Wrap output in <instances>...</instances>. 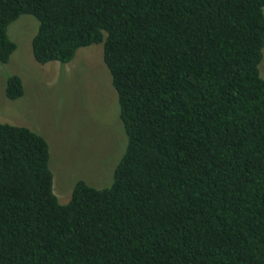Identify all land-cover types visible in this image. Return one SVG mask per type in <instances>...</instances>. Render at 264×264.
<instances>
[{
	"label": "trees",
	"instance_id": "trees-1",
	"mask_svg": "<svg viewBox=\"0 0 264 264\" xmlns=\"http://www.w3.org/2000/svg\"><path fill=\"white\" fill-rule=\"evenodd\" d=\"M24 15L42 65L103 44L128 145L63 205L47 139L0 122V264H264V0H0L2 64Z\"/></svg>",
	"mask_w": 264,
	"mask_h": 264
},
{
	"label": "rangeland",
	"instance_id": "rangeland-1",
	"mask_svg": "<svg viewBox=\"0 0 264 264\" xmlns=\"http://www.w3.org/2000/svg\"><path fill=\"white\" fill-rule=\"evenodd\" d=\"M38 27L29 15L9 27L17 49L8 64L0 62V122L27 127L47 139L54 191L65 205L78 181L96 188L112 184L128 138L103 44L80 49L68 64L42 65L32 50ZM13 75L20 76L25 87L18 100L6 96ZM260 75L264 79V55Z\"/></svg>",
	"mask_w": 264,
	"mask_h": 264
}]
</instances>
